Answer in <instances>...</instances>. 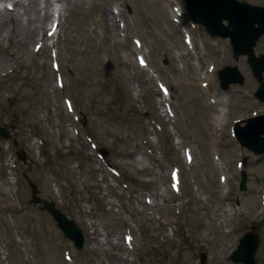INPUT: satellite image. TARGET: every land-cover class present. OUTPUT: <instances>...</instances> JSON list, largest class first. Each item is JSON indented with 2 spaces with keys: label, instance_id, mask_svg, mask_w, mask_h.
I'll return each mask as SVG.
<instances>
[{
  "label": "rangeland",
  "instance_id": "rangeland-1",
  "mask_svg": "<svg viewBox=\"0 0 264 264\" xmlns=\"http://www.w3.org/2000/svg\"><path fill=\"white\" fill-rule=\"evenodd\" d=\"M243 1L264 3V0ZM58 2L63 11L57 48L65 82L61 91L55 87L49 60L34 53L35 39L29 37L33 28L31 18L35 15L30 14V9L40 10L45 0H33L27 6L28 13L18 12L14 22L9 21L12 13L0 15V124L12 128L22 147L29 135L43 133L48 137L40 157L32 155L27 166L42 196L55 200L58 208L80 225L91 223L93 235L88 239L92 247L88 255L91 264H125L120 256L113 260L110 252L123 253L121 234L127 225L135 227L140 252L136 264H197L201 253L207 255V260L199 264L228 263L227 248L246 230V224L239 222L237 213L230 212L232 237L225 238L217 230V223L225 224L230 215L224 212L219 197L216 178L220 170L215 169L212 156L229 175H234L237 149L227 126L233 117L250 110L246 95L253 82L248 79L240 90L232 87L218 95L222 97L218 100L224 114L218 119L221 130L215 135L209 125L211 110L208 112L204 106L207 93L190 84L191 77L197 78L205 64L219 65L226 59L227 41L210 40L202 30L193 32L194 39L206 46L198 56L183 59L179 53L185 51L178 48L182 46L181 35L166 18L169 9L166 0ZM115 2L122 5L124 15L120 17L127 24L124 36L118 33V38L117 29L103 35L95 12V6L104 3L110 16V6ZM131 35L144 42L156 77L176 84L174 116L162 118L157 106L148 103V95L155 86L151 75L136 66ZM125 45L131 50L123 49ZM63 96L74 103L92 140L109 150L110 161L121 168L124 179L130 182L126 190L120 186L121 181L101 167L83 138L73 137L68 128L72 119L64 109ZM200 126L205 131L202 136L198 133ZM170 132L181 143L183 137L186 141V135L187 144L198 153L182 171L181 196L190 195V199L183 207L184 214L180 208L178 215L172 207L182 200L170 194L168 172L171 165L183 163V158L173 149ZM145 138H149L148 144ZM4 145L0 140V255L5 264H64V241L48 214L29 204L25 185L19 191L4 185L7 156L6 149H1ZM256 183L264 186V158L249 164L250 191L239 198L243 205L240 213L245 210L259 226L264 209L258 218L252 209L258 202L254 194ZM145 193L152 196L151 208L143 202ZM188 205L196 211L194 214L189 212ZM148 213L159 218L153 220ZM183 219L186 228L181 226ZM167 224L174 227L172 237L168 236ZM260 234L264 237V223ZM261 248L264 251V239ZM160 253L162 262L158 261Z\"/></svg>",
  "mask_w": 264,
  "mask_h": 264
},
{
  "label": "bare ground",
  "instance_id": "bare-ground-1",
  "mask_svg": "<svg viewBox=\"0 0 264 264\" xmlns=\"http://www.w3.org/2000/svg\"><path fill=\"white\" fill-rule=\"evenodd\" d=\"M99 14L101 15L102 19H103V26L106 27V19H107V12H106V8L105 7H99L98 9ZM237 64H239V62H237ZM242 70V69H241ZM243 71V70H242ZM244 74H246V71H244Z\"/></svg>",
  "mask_w": 264,
  "mask_h": 264
}]
</instances>
